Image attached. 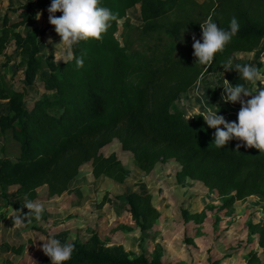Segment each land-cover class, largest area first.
<instances>
[{
    "label": "trees",
    "instance_id": "1",
    "mask_svg": "<svg viewBox=\"0 0 264 264\" xmlns=\"http://www.w3.org/2000/svg\"><path fill=\"white\" fill-rule=\"evenodd\" d=\"M187 2L99 0V6L110 9L116 19L102 39L74 45V57L83 58V67L77 68L75 59L57 62L52 53L44 58L48 72L42 78L44 92L30 107L24 104V90L8 86L0 78V100L7 102L6 111L0 115V136L10 137L19 149L13 158L0 156V188L15 186V196L32 201L40 186H46L48 196L60 195L86 162L91 163L94 177L103 175L122 182L126 170L120 159L115 153L101 152L116 138L142 171L149 172L157 163L173 159L179 165L176 182L189 179L202 183L221 198L220 209L232 208L236 201L253 196L264 214V153L244 146L237 149L240 141L236 139L217 148L213 143L216 130L199 116L204 106L189 119L172 107L201 74L215 72L229 58L235 62L236 52L252 51L264 39V0L191 1L192 8L185 10ZM50 4L51 0H24L0 19V54L12 40L18 43L27 85L35 81L41 69L39 37L47 28L36 26L23 33L19 27L35 20ZM135 6L141 23L124 40L119 33L120 21L128 26V10ZM176 11H180V18L162 21ZM233 17L239 29L225 49L215 55L209 67L196 64L192 37L201 39L200 24L211 18L227 30ZM161 31L176 39L186 32L189 45L171 44L162 49L158 39ZM151 39L155 41L150 44ZM237 103L219 102L211 108L232 122L237 121L241 108ZM1 149L5 151L3 146ZM124 200L140 230L159 216L147 192H128ZM259 223L250 226L261 237L264 219ZM70 243L75 250L64 264H164L159 257L149 259L144 253L113 255L95 235ZM39 264L51 262L45 258ZM207 264L225 263L216 259Z\"/></svg>",
    "mask_w": 264,
    "mask_h": 264
},
{
    "label": "rangeland",
    "instance_id": "2",
    "mask_svg": "<svg viewBox=\"0 0 264 264\" xmlns=\"http://www.w3.org/2000/svg\"><path fill=\"white\" fill-rule=\"evenodd\" d=\"M191 1L201 3L203 0ZM191 1L188 0L185 10L192 8ZM23 2L0 0V19L4 12ZM38 13L39 19L19 27L23 33L36 26L47 28L39 37L41 69L35 81L31 85L23 81L24 60L16 41L12 40L0 54V78L8 86L24 90V104L27 107L44 92L42 78L48 73L44 58L49 53L54 58L58 57L62 51L59 46L54 48L61 38L54 26L48 27V11ZM9 14L13 19L14 15ZM127 18L129 25L124 27V22L120 21L119 28L124 40L141 23L137 6L128 10ZM178 18L180 11L169 14L162 21ZM135 34L136 31H133V39ZM186 35L183 32L176 39L161 31L159 45L162 49L171 44L174 47H187L189 39ZM154 39L148 42L151 44ZM261 56H264V39L252 51L236 52L233 70L225 71L222 67L215 72L201 74L195 84L179 95L172 107L181 110L188 118L205 105L212 107L225 102L221 98L223 86L244 83L235 65L250 64L264 72ZM246 87L253 92L252 95L256 94V86L247 84ZM258 89H264V84L258 82ZM242 97L251 98L243 94ZM6 109L7 102L0 100V115ZM2 146L5 151L1 149ZM18 150L14 140L0 136V156L7 154L13 158ZM101 152L104 155L115 153L120 159L126 170L122 182L103 175L94 177L91 163L86 162L80 166L78 174L62 194L48 196L46 186L37 188L34 201H39L44 207L42 218L39 221L30 218L22 228L14 227L10 216L16 210L27 214L29 210L22 205L24 199L14 195L15 186L0 188V264H39L41 260L49 258L43 253V241L39 239L54 237L62 243H70L74 240L84 241L92 235L97 236L113 255L126 252L136 256L144 253L149 259L159 257L164 264H207L216 259L225 264H264V235L260 237L250 226L262 222L264 214L253 196L238 201L236 207L220 209L221 198L202 183L189 179L182 184L176 182L175 173L179 165L173 159L157 163L149 172H144L133 163L131 153L121 149L116 138L105 145ZM131 191L149 193L152 205L158 209L159 216L144 230L139 229L128 212L124 195Z\"/></svg>",
    "mask_w": 264,
    "mask_h": 264
},
{
    "label": "clouds",
    "instance_id": "3",
    "mask_svg": "<svg viewBox=\"0 0 264 264\" xmlns=\"http://www.w3.org/2000/svg\"><path fill=\"white\" fill-rule=\"evenodd\" d=\"M48 20L54 26L55 32L60 36V42L54 45L59 46L62 51L54 59L59 62L63 60L68 63L75 59L76 67H83V58L74 57V45L81 41L89 39H102V35L110 27V22L116 19L112 11L105 7L99 6V0H51L47 9ZM57 12L62 13L56 16ZM40 13H37L39 19ZM202 29V42L194 35L192 37L193 56L196 58L195 63L209 67L212 65L215 55L222 52L232 37L238 32L239 23L233 17L227 30L221 29L218 25L208 18L200 24ZM183 39V37H182ZM51 42V38H49ZM261 62L264 63V56H261ZM225 71L233 70V61L229 58L222 64ZM235 70L239 73L240 79L244 83L235 86H223L222 99L225 102H240L241 108L238 112L237 121H226L217 111L205 105V111L199 116H203L204 121L210 128H214V145L217 148L224 147L230 140L240 141L236 148L241 146L246 148H256L259 152L264 153V89H258V82L264 84V72L257 66L245 64L235 65ZM247 84L256 86V90L249 91ZM243 96H251L248 100H243ZM191 116H189L190 118ZM188 118V119H189ZM223 125V128L220 126ZM23 207L29 211L24 214L22 210H16L10 218L13 220V226L22 228L25 221L35 218L39 221L42 218L44 207L39 201H32L25 197ZM43 241L41 249L43 253L50 258L51 264H64L72 258L75 247L72 243L64 242L50 237Z\"/></svg>",
    "mask_w": 264,
    "mask_h": 264
},
{
    "label": "crops",
    "instance_id": "4",
    "mask_svg": "<svg viewBox=\"0 0 264 264\" xmlns=\"http://www.w3.org/2000/svg\"><path fill=\"white\" fill-rule=\"evenodd\" d=\"M65 192V191H64ZM238 201H240V200H238ZM238 201H236L235 203H234V207H236L237 206V203H238Z\"/></svg>",
    "mask_w": 264,
    "mask_h": 264
}]
</instances>
